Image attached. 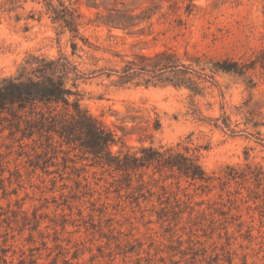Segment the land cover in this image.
Wrapping results in <instances>:
<instances>
[{"label": "rangeland", "instance_id": "obj_1", "mask_svg": "<svg viewBox=\"0 0 264 264\" xmlns=\"http://www.w3.org/2000/svg\"><path fill=\"white\" fill-rule=\"evenodd\" d=\"M65 2L80 15L78 33L32 0L12 12L0 6V81L30 55L68 58L80 74L78 88L69 86L83 108L122 141L136 148L181 143L183 152V145L199 147L203 168L216 178L202 185L150 169L145 180L152 179L154 194L144 190L148 200L138 201V191L110 188L102 169H83L88 161L65 168L61 151L33 170L31 145L21 147L3 130L8 121L1 116L0 254L8 249L13 264H125L138 256L149 264H192L179 251L198 246L204 254L195 264H214L217 255L219 264H264V182L224 178L231 168L264 169V71L224 70L264 49V0ZM77 173L83 183L85 176L99 184L78 189ZM161 186L177 195L184 213L158 219ZM13 211L37 214L44 238L36 232L30 240Z\"/></svg>", "mask_w": 264, "mask_h": 264}, {"label": "trees", "instance_id": "obj_2", "mask_svg": "<svg viewBox=\"0 0 264 264\" xmlns=\"http://www.w3.org/2000/svg\"><path fill=\"white\" fill-rule=\"evenodd\" d=\"M28 1L3 0L0 2V6L3 11L12 12L23 8ZM32 1L43 5L54 23H59L72 32H79L80 15L71 3L67 4L65 0ZM257 68L264 71V49L260 50L250 63L235 62L231 67H225L224 70L234 74H243ZM79 79L80 74L77 67L68 58L48 60L42 56L30 55L21 64L16 75L3 78L0 81V117L2 116L8 121L3 130H9L10 136L19 142L21 147L31 145L34 159L31 158V155L27 156L30 157L28 162L33 170L42 169L44 158H47V161L53 158L50 153L55 154L57 151H61L66 154L63 157L65 168L77 170L79 160L88 161L83 169L87 166L92 169H102V173H107L110 178L106 179L110 188L113 187L118 194L123 190L138 191L140 195L135 197L138 201L141 197L148 200L144 190L154 194L150 188L152 179L145 180V174H148L150 169L154 172L169 171L179 179L202 185H209L216 178L215 175H210L203 168L198 154L199 147L183 145L185 150L183 152L179 148L181 143L178 144V147L167 148H156L153 145L136 148L127 145L115 131L83 108L79 92L72 89V87L78 88ZM70 81H72V87L69 86ZM259 125L260 123L254 122V126ZM139 140L142 142L141 139ZM25 141L31 142L24 145ZM120 144L119 149L114 150ZM72 154L78 158H72ZM231 170L232 173L224 176L228 181L252 178L257 183L264 182L262 167L257 166L252 173L246 170L238 171L234 168ZM93 174L97 175V171H94ZM81 176V173H77L79 179L75 182L78 189L82 187L92 190L94 184H99L96 181L92 183L85 176H83L85 180L83 183ZM102 179L104 177L99 178V180ZM135 180L137 184H135ZM161 188L163 193L158 196V200L160 205L165 204V206L156 211L158 219L169 220L170 215L184 213L185 210L182 209L181 200L177 198V195L171 192V195L168 196L167 188L164 186ZM172 195H174L175 204L171 200ZM13 214H15L14 220L20 224V231H30V240H34L36 232L44 238V233L40 230L42 221L37 214H34L33 217L26 211H13ZM64 228L65 225H63ZM80 243L82 242L79 241L77 245ZM191 250L192 252L181 250L179 253L183 258L191 255L194 260L192 264H195V260L204 253H199L202 249L198 246H193ZM1 252L0 264H13V260L9 259L8 249L1 248ZM136 252V249L133 248L124 251L123 254L127 257L128 254ZM97 257L93 255L91 260L94 261ZM73 258H79L78 250L74 253ZM212 260L214 264H219V255ZM143 261L144 259L138 256L130 263L125 261V264H149L143 263ZM112 262L114 259H111L110 264H113ZM36 263V259H30V264ZM19 264H26L25 258H22ZM49 264H58V260L55 259ZM229 264H233V261L229 260Z\"/></svg>", "mask_w": 264, "mask_h": 264}]
</instances>
